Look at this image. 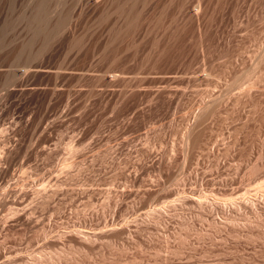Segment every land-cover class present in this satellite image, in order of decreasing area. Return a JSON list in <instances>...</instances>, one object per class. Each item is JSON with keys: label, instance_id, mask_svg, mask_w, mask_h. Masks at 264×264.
Returning a JSON list of instances; mask_svg holds the SVG:
<instances>
[{"label": "rangeland", "instance_id": "374dc122", "mask_svg": "<svg viewBox=\"0 0 264 264\" xmlns=\"http://www.w3.org/2000/svg\"><path fill=\"white\" fill-rule=\"evenodd\" d=\"M36 1L0 0V264H264V0H152L117 38L55 0L34 55Z\"/></svg>", "mask_w": 264, "mask_h": 264}, {"label": "bare ground", "instance_id": "6f19581e", "mask_svg": "<svg viewBox=\"0 0 264 264\" xmlns=\"http://www.w3.org/2000/svg\"><path fill=\"white\" fill-rule=\"evenodd\" d=\"M81 1H82L81 5L83 7H81V6L80 7L83 8L84 11H85V9H87V10L90 9L93 12L94 11L97 12L99 20H100L99 22H101V20L105 21V19L108 20V18L111 15L115 16V18H116L114 23H116L117 20L122 19V20H120V21H122L121 25L119 24L120 25V26L118 25L119 27H117L116 29L115 28L112 29L113 32L111 30L114 38H117L119 35H121V33H120L121 27H123L122 28L123 32L121 35L123 37V36H126L127 33H131L133 30H135L140 25L142 17H143V12H144L146 6L148 5V3H150L152 0H81ZM64 3H67V2H64ZM67 4H69V3H67ZM51 5L56 6L55 0H37L33 6L34 7L33 10H31V11H33V13L31 12L32 13V16L30 17L31 21L33 20V23L36 22V24H37L36 25L37 26L36 27V36H38V34L40 36L42 35V37H40V36L39 37L41 39H43V41H41L42 45L38 49H36L34 55H38V53H40L42 50H44L45 48L43 49V47L45 46V42H47L49 39H51V37H53V35L58 30L62 29L63 27L68 25V23L71 22L72 13L70 12L71 14H69V11L68 12H67V10L63 11V9H61V8H60V10L63 12L58 11V13L59 12H61V13L56 15V17L53 20H51V19H50L51 21L48 20L49 19L48 18V16H49L48 10L50 9V11H51V8H50V7H52ZM68 6H70V5H68ZM68 6H67V8H68ZM199 6H200V0H195V6H193V8L191 9L190 12L196 14L198 9H199ZM29 13H30V11H29ZM77 15L79 17L80 12H78ZM32 26H33V24H32ZM114 26H116V24ZM33 32H35V31H33ZM113 36H112V38H113ZM33 38H36V37L34 36ZM114 38L112 41H114ZM31 40H33V39L31 38ZM78 42L79 41L76 40V41H74V44H77ZM32 57H33V55H32ZM50 70L51 69H49L48 67H45L42 65H35L33 67H30V69H28V68L23 69V71H21V73L25 74V73L33 72V71L34 72H36V71H48L49 72ZM262 185L263 184H261V186ZM259 187L260 186H258L257 189H259ZM260 189H261V187H260ZM197 202L200 203V205H201L203 203V200L202 201L197 200ZM262 231H264V230H262ZM256 235H259V233ZM202 253H203V251H202Z\"/></svg>", "mask_w": 264, "mask_h": 264}]
</instances>
